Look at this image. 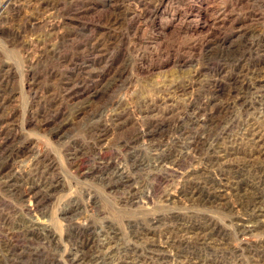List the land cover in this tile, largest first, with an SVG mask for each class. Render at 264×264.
<instances>
[{"label": "rangeland", "instance_id": "374dc122", "mask_svg": "<svg viewBox=\"0 0 264 264\" xmlns=\"http://www.w3.org/2000/svg\"><path fill=\"white\" fill-rule=\"evenodd\" d=\"M110 246L264 264V0H0V264Z\"/></svg>", "mask_w": 264, "mask_h": 264}, {"label": "bare ground", "instance_id": "6f19581e", "mask_svg": "<svg viewBox=\"0 0 264 264\" xmlns=\"http://www.w3.org/2000/svg\"><path fill=\"white\" fill-rule=\"evenodd\" d=\"M2 170V169H1ZM216 184V183H215ZM213 190H212V192H209V193H207L206 195H204L203 197H204V199L203 200H205V201H210V200H214V199H216V197H217V192H218V190H217V188H216V186H214L213 188H212ZM206 190V189H205ZM29 192H27V194L25 195V197H27V198H32L33 197V192H32V189L30 188L29 190H28ZM199 198V197H198ZM202 199V198H201ZM212 200V201H213ZM258 200L259 199H257V200H255V202H254V204L252 203V204H250V206H249V210L251 211H253V210H255V209H257V207H256V205H258L259 203H261V202H258ZM260 210H262V209H260ZM261 212V211H260ZM252 223V222H251ZM255 224V223H254ZM250 226V225H249ZM212 237V236H211ZM207 238H208V236H205V238H204V240H207ZM143 239V238H142ZM208 239H210V238H208ZM94 242V241H93ZM209 242V241H208ZM205 243V241H203V244ZM105 244H107V243H102V245L103 246H105ZM206 244V243H205ZM212 246V245H211ZM100 248V247H99ZM155 249V248H154ZM162 249V248H161ZM160 249V250H161ZM81 252H82V254L83 255H86V253H88L87 251H85V250H81ZM81 254V255H82ZM129 254V253H128ZM91 257L92 258H94L93 259V262H94V264H121L120 262L119 263H115L116 262V260H115V250L113 249V247H106V248H104V250H98L97 251V254L95 253V255L93 254V256L91 255ZM134 257V256H133ZM92 258L90 259L91 261H92ZM155 258V257H154ZM122 260V259H121ZM148 262V261H147Z\"/></svg>", "mask_w": 264, "mask_h": 264}]
</instances>
